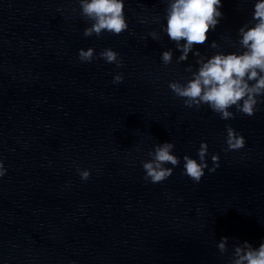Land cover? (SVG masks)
<instances>
[{"label":"water","instance_id":"water-1","mask_svg":"<svg viewBox=\"0 0 264 264\" xmlns=\"http://www.w3.org/2000/svg\"><path fill=\"white\" fill-rule=\"evenodd\" d=\"M163 7L126 0L128 31L86 37L76 0H0V264H228L233 244L264 238V103L253 116L222 120L174 96L168 80L186 76L194 58L176 64L164 33L148 37ZM250 9L249 0H223L208 39L231 50L225 37L235 39ZM89 46L117 50L122 67L80 61L77 50ZM166 47L174 49L167 66ZM116 71L125 78L114 84ZM226 124L245 147L222 151ZM164 140L181 157L206 140L219 167L194 183L181 159L151 183L141 161ZM77 166L91 169L87 180Z\"/></svg>","mask_w":264,"mask_h":264},{"label":"clouds","instance_id":"clouds-1","mask_svg":"<svg viewBox=\"0 0 264 264\" xmlns=\"http://www.w3.org/2000/svg\"><path fill=\"white\" fill-rule=\"evenodd\" d=\"M249 2V16L236 28L235 39L225 37L231 50H224L216 39H208V33L216 30L224 16L221 10L223 0H164L162 14L152 17L151 22L159 23V31L150 29L148 37L157 40L160 33H164L174 43L175 52L179 53L175 55L176 64L187 61L189 54L194 58V63L184 66L186 76L167 82L169 90L185 106L198 109L206 105L220 119L229 120L237 113L253 116L264 103V0ZM76 3L80 17L87 22L83 28L84 36L99 37L104 32L119 35L129 30L126 0H76ZM138 22L143 24L147 18L140 17ZM204 44L213 51H201L199 46ZM174 49H160L159 59L163 65L172 64ZM77 56L82 62L99 57L117 68L123 64L120 53L112 47H104L98 52L92 46L81 47ZM124 78L123 72L116 71L112 74V83H120ZM223 142L226 147L222 151H236L245 147L246 137L231 124H226ZM174 148L172 141L164 140L148 149V158L141 161L145 180L151 183L166 180L181 159L182 175L194 183L200 182L205 170L213 172L219 167L220 153H209L206 140L199 142L195 156L185 153L181 157ZM76 170L82 180H87L91 174V169L86 167L77 166ZM6 172L5 163L0 159V177ZM228 240L229 237L221 236L216 241L221 254L228 250ZM228 264H264V238L255 245L248 240L233 244Z\"/></svg>","mask_w":264,"mask_h":264}]
</instances>
